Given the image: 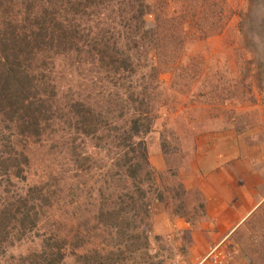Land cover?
<instances>
[{
  "label": "rangeland",
  "instance_id": "obj_1",
  "mask_svg": "<svg viewBox=\"0 0 264 264\" xmlns=\"http://www.w3.org/2000/svg\"><path fill=\"white\" fill-rule=\"evenodd\" d=\"M13 1L19 9L25 2ZM93 3L89 0L85 5L92 8ZM99 4L98 10H105L107 16L100 15L115 24L120 18L112 11L128 10L131 25L121 27L118 46L121 56H129L136 64L134 72L126 76L95 61H86V67L79 68L56 60V72L49 84L54 85L51 103L60 114L49 116L42 123L47 126L42 131L43 139H19L11 134V129L1 130L0 122V203L8 197H23L31 185L44 182L45 174L51 171L52 176L58 172L63 177L62 184L66 181L65 195L73 188L84 212H67L69 205L57 202L50 211L37 210L38 225L20 239H12L13 243L2 245L0 264H28V258L18 261V257L42 252L43 247L54 242L53 238L62 236L65 241L59 242L63 247L53 264H57V259H61L58 264H76L81 252H103L115 247L113 229L103 221L107 217L99 222L95 216L99 214L96 208L101 194L102 207H106L114 198L119 200L120 192L127 197L130 194L132 199L142 197L144 207L140 212L134 210L132 217L136 220L134 229L145 232L149 245L131 253L126 251V259L119 260V264H147L144 261L148 258L153 263L189 264L194 257L189 250L191 232L199 228L198 224L210 223L209 217H205L208 200L199 190L197 178H207L210 162L214 165L219 159L217 148L226 152L233 148L240 153L248 149L250 161H254L253 156L264 157V0H103ZM131 13L141 15L140 19L131 17ZM92 19L99 20V13ZM162 35L166 37L164 41H160ZM76 102L92 106L102 120L110 117L105 112L112 105L118 107L117 112L122 108L126 121L141 112L140 106L149 111L151 129L140 135L144 143L135 148L137 152L143 151L148 167L135 174V183L125 178L122 183L126 187L122 190L117 181L106 182L111 164L108 161L103 165L107 159L105 151L97 148L95 140L81 136L73 121L70 123L69 106ZM133 142L137 143L136 139ZM23 148L29 156L21 173L25 178L6 175L2 159L15 158ZM207 152V160L203 161ZM81 156L92 159L79 169L75 160ZM251 164V174H256L260 181L264 173L262 164ZM148 172L159 186H167V190L163 189V201H154L156 193L146 183ZM253 176L248 178L251 184ZM258 188H264V178L261 186L253 189ZM260 199L228 239L214 244L227 250L230 264H264V194ZM117 213L130 215L124 211ZM53 215L57 218H51ZM51 220H57L60 229L49 232L46 222L51 224ZM77 220L80 228L72 230L78 227ZM172 226L176 228L171 230ZM75 235L84 238L79 249L70 243L76 240ZM196 249L201 251L200 247Z\"/></svg>",
  "mask_w": 264,
  "mask_h": 264
},
{
  "label": "trees",
  "instance_id": "obj_2",
  "mask_svg": "<svg viewBox=\"0 0 264 264\" xmlns=\"http://www.w3.org/2000/svg\"><path fill=\"white\" fill-rule=\"evenodd\" d=\"M88 1L42 0L39 5L32 0H25L22 8L19 9L15 7L13 0H0L1 130L11 129L13 131L11 134L14 133L19 139H25V141L29 140L28 136L36 137L35 140L43 139L42 131H46L47 126L43 127L42 123H46L49 116L52 117L55 114L57 117L60 114V111L51 103L55 96L51 92L54 85L49 84L52 75L56 72V60H61L68 66L70 63L75 64L79 68L86 67V61H95L98 65H109L113 67L115 73L120 71L126 76L134 72L136 64L129 56L122 57L123 53L118 46L121 27L131 25L128 10L119 8L112 11V15L115 11L120 18L117 24H121L117 26L115 22L100 15L104 13L107 16L105 10H98L101 5L99 3L103 0H93L95 6L92 8L85 5ZM98 13L99 20L92 19ZM134 16L136 20L141 17L131 13V17ZM143 27L145 26L142 25ZM165 39L166 37L162 35L160 41ZM69 107L70 123L73 121L81 136L95 140L97 148L105 151L107 159L103 165L108 161L111 164L106 175L108 178L106 182L116 184L115 181H117L118 185L122 186V190L126 187L122 181L126 182L128 179L135 183V174L148 167L143 158V151L141 153L135 150L137 146L144 143L143 136L140 135L151 129L152 116L148 114L146 107L140 106L141 112L131 116L129 121L122 117L120 105L121 109L118 112L116 105H112L110 110L107 109L105 113L110 117L103 120L100 119V115H96V110L90 105L76 102ZM135 139L137 143L133 142ZM6 146L4 144V149ZM91 159V157L81 156L76 157L75 161L80 169ZM2 160H4L2 165L6 175L14 174L16 177L25 178V175L21 176V173L23 165H27L29 161L28 150L23 148L15 158L9 156ZM142 162L145 164L142 165ZM79 169L77 168L76 171L80 172ZM43 174H45L44 171ZM150 174L151 172H148L146 175V183L150 185L148 189L156 193L154 201H163L165 199L163 189L167 190V186L163 183L159 186ZM45 175L46 180L31 185L23 197H8L7 201L0 203V249L5 243H13V240H18L27 232L34 230L40 222L37 210L50 211L54 202L60 205L68 204L67 212L77 214L80 212L81 215L84 212L83 205L79 203L77 197L75 198L72 187L66 189V195L63 193L66 181L62 184L64 179L58 175V172L52 176V172L49 171ZM102 197L103 194L96 208V210L99 208L97 211L99 214L95 217L99 222L107 217L103 221L109 222L110 228L113 229L111 231L114 232L112 240L115 247L103 252L98 249L91 253L89 250L81 252L77 256L76 264H119V260L126 259L125 256L123 257L126 251L131 253L141 246L147 248L149 245L145 232L134 229L136 220L132 217L134 210L140 212L139 210L144 207V203L141 202L142 197L137 196L132 199L130 194L127 197L125 193L120 192V196L117 197L119 200L114 198L110 208V204L102 207ZM109 197L112 198V196ZM118 211H124L130 215H122L117 213ZM51 218H57V215ZM77 223L78 227L75 226L72 230H79L80 220H77ZM46 224L49 232L51 229L53 231L60 229L57 220H51V224L47 221ZM75 236L76 240L72 239L70 243L72 247L79 249L81 246L79 243L84 238ZM62 237H58L60 239L57 240L53 238L54 242H50L46 248L43 247L42 252H30L26 256L18 257V261L28 258V264H53L55 255L60 253L63 247V243H59L65 241ZM124 241L127 242L123 244L126 245L125 248L120 245ZM60 258H62L61 254ZM60 260L57 259L55 263L58 264ZM146 260L144 263L160 264V262H151L149 258Z\"/></svg>",
  "mask_w": 264,
  "mask_h": 264
},
{
  "label": "crops",
  "instance_id": "obj_3",
  "mask_svg": "<svg viewBox=\"0 0 264 264\" xmlns=\"http://www.w3.org/2000/svg\"><path fill=\"white\" fill-rule=\"evenodd\" d=\"M217 151L219 159L214 165L210 162L211 168L206 169V171L209 170L207 178L205 180L203 177L197 178L200 183L199 190L208 200L207 209L209 211L205 217H209L210 223L198 224L199 228L196 230H199L201 234L196 230L191 232L189 250L194 257L190 258L192 261L189 264H195L199 258H202L211 248L210 246L228 239L245 222L246 218L261 202L260 197L264 194V188L253 189L256 186H261L264 173H262L263 178L258 181L256 174L253 176L250 172V168H253L251 162H256L258 165L262 164L261 167L264 168V157L260 159L258 156H253L254 161H250L251 152L248 149L243 150L242 153L233 148H230L229 152H226L224 148H217ZM208 152L210 155L211 152ZM208 152L203 161L207 160ZM200 165L202 166V164ZM198 167L199 165L196 168L197 173H199ZM196 176L198 175L196 174L194 177ZM252 176L253 184L249 182L250 179L248 181V178ZM169 220L172 221V219ZM177 221L173 220L174 223ZM175 228L176 226H172L171 230ZM197 247H200L201 251L196 249Z\"/></svg>",
  "mask_w": 264,
  "mask_h": 264
},
{
  "label": "built area",
  "instance_id": "obj_4",
  "mask_svg": "<svg viewBox=\"0 0 264 264\" xmlns=\"http://www.w3.org/2000/svg\"><path fill=\"white\" fill-rule=\"evenodd\" d=\"M174 264H184L177 262ZM196 264H230V256L221 244L212 246Z\"/></svg>",
  "mask_w": 264,
  "mask_h": 264
},
{
  "label": "clouds",
  "instance_id": "obj_5",
  "mask_svg": "<svg viewBox=\"0 0 264 264\" xmlns=\"http://www.w3.org/2000/svg\"><path fill=\"white\" fill-rule=\"evenodd\" d=\"M224 249H225V248H224ZM225 250H226V249H225ZM208 251H209V250H208ZM226 252H227V250H226ZM227 253H228V252H227ZM228 254H229V253H228ZM229 256H230V255H229ZM200 259H201V258H200ZM175 263H177V262H175ZM181 263H184V262L181 261ZM196 263H197V261H196ZM196 263H195V264H196ZM184 264H185V263H184Z\"/></svg>",
  "mask_w": 264,
  "mask_h": 264
}]
</instances>
